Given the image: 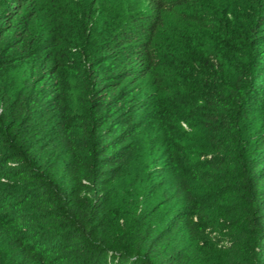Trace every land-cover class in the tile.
Listing matches in <instances>:
<instances>
[{
  "label": "trees",
  "instance_id": "obj_1",
  "mask_svg": "<svg viewBox=\"0 0 264 264\" xmlns=\"http://www.w3.org/2000/svg\"><path fill=\"white\" fill-rule=\"evenodd\" d=\"M0 264H264V0H0Z\"/></svg>",
  "mask_w": 264,
  "mask_h": 264
}]
</instances>
